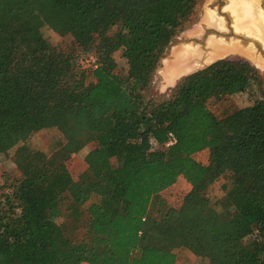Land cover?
<instances>
[{
  "label": "trees",
  "instance_id": "trees-1",
  "mask_svg": "<svg viewBox=\"0 0 264 264\" xmlns=\"http://www.w3.org/2000/svg\"><path fill=\"white\" fill-rule=\"evenodd\" d=\"M202 1L0 0V156L16 148L1 174L0 264H178L173 241L211 264H264V74L223 59L147 100ZM45 26L73 38L68 53ZM120 49L137 58L126 70ZM76 50L95 62L79 64ZM238 93L253 104L239 108ZM51 128L57 149L29 145ZM82 150L87 169L65 163ZM223 174L232 184L212 203L206 190ZM181 178L192 190L176 206L162 195Z\"/></svg>",
  "mask_w": 264,
  "mask_h": 264
},
{
  "label": "rangeland",
  "instance_id": "rangeland-1",
  "mask_svg": "<svg viewBox=\"0 0 264 264\" xmlns=\"http://www.w3.org/2000/svg\"><path fill=\"white\" fill-rule=\"evenodd\" d=\"M230 1L231 0H203L201 7L199 9L198 21L189 28H187L184 32L180 33L174 39L180 40L181 43L189 42L190 40L192 41L196 40L195 42L199 43L201 39L203 42L207 38H215V37L220 40L226 38V40L229 42L242 41L243 46L241 47H245V49L240 48L239 51L231 53L229 56L224 57V59H238V58L243 59L245 61H248L251 65H253L255 68H257L260 72L263 73L261 69L264 67V63H260V61L262 60L264 61V44L258 42L260 45L259 48H255V54L257 56V57L255 56L256 59L252 58L253 56L251 55L247 56L246 51H253V49H249L253 47V45L251 44L252 46H248L250 45L249 42L251 41L252 38L250 37V35L247 34H251V36H254L255 31H247V30L237 31L235 29V22H234L235 18L232 17V14H234L235 9L233 6H231V11H228L225 8L227 4H229L230 6ZM251 2L252 4H254L253 1ZM263 3L264 0H259L258 2L260 11L264 18ZM209 15L212 16L214 19L210 20L208 18ZM215 20H219L223 22L225 28L222 29L212 25L211 21L213 22ZM229 27H232V29H229ZM227 28L229 30H227ZM42 35L44 39L47 41V43H49L52 47L57 48L60 51H63V53H68L70 51L72 46L71 42L73 39L70 35L61 36L57 34L49 26H45L42 29ZM190 45H195V43L193 42V44ZM166 53H167V49L165 50L164 54ZM73 55L76 58H78L79 64L83 65L84 67L86 60L95 62L94 53H85L83 51L76 50ZM258 57H260V59H258ZM112 58L116 61L118 67L122 70L128 69L129 63L137 60L135 56L130 58V56L126 54L123 49H120L116 51L114 54H112ZM248 58H250L253 61L249 60ZM165 63H167V60H164L163 66ZM174 82H173L174 84L171 85V83L164 76L163 67L160 66L158 72H156L153 77L152 86L149 91V94L147 95V100L148 101L155 100L157 102H163L168 100L171 90L175 88V86L179 82V79L177 78L174 79ZM232 98L235 104L239 108L249 107L253 104L254 101L248 94H242V93L234 94ZM61 137H62L61 134L56 129L51 128L35 134L29 140L28 143L33 149L48 153L50 149H57V145L60 143V140L62 139ZM87 151L88 150H82L77 154H64V161L66 164H68V166L71 167L74 166L75 167L74 169L76 170L78 168L79 170H85L88 168ZM15 153H16V148L0 156V184L2 183L1 174L3 172L10 171L15 168V163H14ZM195 158L198 162H200L201 164L207 167L211 165L210 151L200 152L197 155H195ZM213 173L216 174L214 170ZM231 184L232 181L229 174H223L217 177L216 181L206 190V195L208 199L212 203H216L219 200H224L226 195L224 186L229 188ZM191 190H192L191 185H189L184 179L181 178L176 183L175 186H173L168 191L164 192L162 197L166 198L169 203H173L174 205L178 206L182 203L186 195ZM58 221H60V219H58ZM177 246L178 243H175L173 241L166 246V249L168 251L174 250L176 252L180 261L179 264H211L209 260L203 255L195 254L191 251H188L187 249L179 248Z\"/></svg>",
  "mask_w": 264,
  "mask_h": 264
},
{
  "label": "bare ground",
  "instance_id": "bare-ground-1",
  "mask_svg": "<svg viewBox=\"0 0 264 264\" xmlns=\"http://www.w3.org/2000/svg\"><path fill=\"white\" fill-rule=\"evenodd\" d=\"M251 1L254 0H231L232 6L235 7L234 14H232V17L235 18V29L237 31H255V40L259 37L261 43L264 44V18L261 12L256 14L255 7ZM208 18L211 19L212 16L209 15ZM220 28H225L223 22L220 23ZM227 30L229 29L227 28ZM241 46L242 42H229L226 38L220 40L215 37L210 38L206 46L186 47L187 49L182 50L177 58L166 63L167 75L170 78H174L181 72L195 69L202 61L212 62L217 58L229 56L231 53L239 51L240 48L243 49Z\"/></svg>",
  "mask_w": 264,
  "mask_h": 264
},
{
  "label": "water",
  "instance_id": "water-1",
  "mask_svg": "<svg viewBox=\"0 0 264 264\" xmlns=\"http://www.w3.org/2000/svg\"><path fill=\"white\" fill-rule=\"evenodd\" d=\"M228 11H231V6H229L228 8L227 7H225ZM263 9H264V7H263ZM214 18L212 17L210 20H213ZM220 23H221V21H219V20H215V21H211V24L212 25H214V26H216V27H218V28H220ZM244 33V32H243ZM245 34H247V33H245ZM247 35H250V37L252 38L251 39V41L249 42V44L250 45H248V46H252L251 44H253V47H251V48H249V49H253V51H246V54H247V56L248 55H251V56H253L252 58H255L256 59V54H255V48H259V43L256 41V40H254V38H253V36H251V34H247ZM210 38H207V39H205L203 42H202V39L200 40V42L199 43H197V42H195V41H192V40H190L189 42H185V43H181L180 42V40H173L172 42H171V44L169 45V47L167 48V53L166 54H164L162 57H161V59H160V61H159V64H158V66H157V69H156V71H155V73L156 72H158V70H159V68H160V66L161 67H163V73H164V76H165V78L171 83V85H173L175 82H174V79H179V80H181L183 77H186V76H189V75H191V74H194V73H196V72H198V71H200V70H203L204 68H206V67H208V66H210L211 64H213V63H215V62H217V61H220V60H223L224 58H217V59H215V60H213L212 62H210V61H202L201 63H199V65H198V67H196L195 69H193V70H190V71H185V72H181L178 76H176L175 78H170L168 75H167V72H166V63L164 64V66H163V62H164V60H167V62H171L172 60H174L175 58H177V56L178 55H180V52L182 51V50H184V49H187L186 47H189V46H198V45H200V46H206V43L208 42V40H209ZM193 42L195 43V45H190V44H193ZM180 48H179V47ZM243 46V45H242ZM247 46V47H248ZM182 47V48H181ZM244 49H245V47H243ZM246 56V55H245ZM256 56V57H255ZM249 60H251L250 58H248ZM254 59V60H255ZM258 59H260V57H258ZM251 61H253V60H251ZM206 63V64H205ZM260 63H264V61L262 60V61H260ZM264 68V67H263ZM174 82V83H173Z\"/></svg>",
  "mask_w": 264,
  "mask_h": 264
},
{
  "label": "flooded vegetation",
  "instance_id": "flooded-vegetation-1",
  "mask_svg": "<svg viewBox=\"0 0 264 264\" xmlns=\"http://www.w3.org/2000/svg\"><path fill=\"white\" fill-rule=\"evenodd\" d=\"M253 2H254L253 6L256 8V14H258V12H261V11H260V8H259V4H258L259 0H254ZM230 6H232L231 1H230ZM263 7H264V3H263ZM234 8H235V7H234ZM257 9H258V10H257ZM230 28H231V27H229V29H230ZM231 29H232V28H231ZM255 34H256V33H255ZM253 38H254V40H255L256 36L254 35ZM256 41H257V42H261V40H260L259 37H257ZM241 42H242V41H241ZM252 45H253V44H252Z\"/></svg>",
  "mask_w": 264,
  "mask_h": 264
},
{
  "label": "crops",
  "instance_id": "crops-1",
  "mask_svg": "<svg viewBox=\"0 0 264 264\" xmlns=\"http://www.w3.org/2000/svg\"><path fill=\"white\" fill-rule=\"evenodd\" d=\"M226 7L228 8V7H229V4H227ZM261 71H263V74H264V68H262ZM177 76H178V75H177ZM174 78H175V77H174ZM177 247H179V248H184V247L181 246L180 244H178ZM184 249H186V248H184ZM166 251H167V250H166ZM188 251H189V250H188ZM168 252H170V253H172V254H174V255L176 256V261H177V263L179 264L180 261H179V258H178V256H177L176 252H175L174 250H170V251H168Z\"/></svg>",
  "mask_w": 264,
  "mask_h": 264
},
{
  "label": "built area",
  "instance_id": "built-area-1",
  "mask_svg": "<svg viewBox=\"0 0 264 264\" xmlns=\"http://www.w3.org/2000/svg\"><path fill=\"white\" fill-rule=\"evenodd\" d=\"M170 141L167 143V147H170L176 143V140L172 134H170Z\"/></svg>",
  "mask_w": 264,
  "mask_h": 264
}]
</instances>
